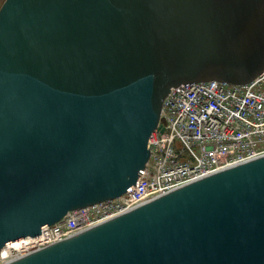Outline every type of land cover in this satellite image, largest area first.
I'll return each instance as SVG.
<instances>
[{
  "label": "water",
  "instance_id": "water-1",
  "mask_svg": "<svg viewBox=\"0 0 264 264\" xmlns=\"http://www.w3.org/2000/svg\"><path fill=\"white\" fill-rule=\"evenodd\" d=\"M263 72L264 0H7L0 250L134 186L173 88ZM10 264H264V157Z\"/></svg>",
  "mask_w": 264,
  "mask_h": 264
},
{
  "label": "built area",
  "instance_id": "built-area-1",
  "mask_svg": "<svg viewBox=\"0 0 264 264\" xmlns=\"http://www.w3.org/2000/svg\"><path fill=\"white\" fill-rule=\"evenodd\" d=\"M162 118L165 131L151 135L150 162L136 185L120 198L70 212L35 238L6 245L0 251V264L13 255L27 252L25 257L75 237L224 169L263 157L264 72L244 86L208 82L174 88L164 100Z\"/></svg>",
  "mask_w": 264,
  "mask_h": 264
},
{
  "label": "bare ground",
  "instance_id": "bare-ground-1",
  "mask_svg": "<svg viewBox=\"0 0 264 264\" xmlns=\"http://www.w3.org/2000/svg\"><path fill=\"white\" fill-rule=\"evenodd\" d=\"M148 149H149V147H148ZM34 250H35V249H34ZM32 252H34V251H32ZM26 254H28V253L26 252V253H23L22 255H13V256H11V258H9L10 260L7 261V262H5L4 264H9V263H11V262H13V261L19 259V258L22 257V256L24 257V255H26Z\"/></svg>",
  "mask_w": 264,
  "mask_h": 264
},
{
  "label": "flooded vegetation",
  "instance_id": "flooded-vegetation-1",
  "mask_svg": "<svg viewBox=\"0 0 264 264\" xmlns=\"http://www.w3.org/2000/svg\"><path fill=\"white\" fill-rule=\"evenodd\" d=\"M7 0H0V4L4 5V3H6ZM2 6L0 7L1 10Z\"/></svg>",
  "mask_w": 264,
  "mask_h": 264
},
{
  "label": "rangeland",
  "instance_id": "rangeland-1",
  "mask_svg": "<svg viewBox=\"0 0 264 264\" xmlns=\"http://www.w3.org/2000/svg\"><path fill=\"white\" fill-rule=\"evenodd\" d=\"M3 6L2 4H0V7Z\"/></svg>",
  "mask_w": 264,
  "mask_h": 264
}]
</instances>
